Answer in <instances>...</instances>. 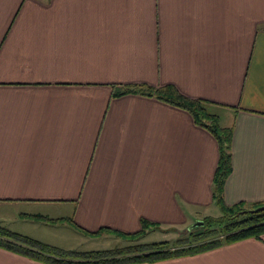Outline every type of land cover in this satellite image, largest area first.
<instances>
[{
    "label": "crops",
    "instance_id": "crops-1",
    "mask_svg": "<svg viewBox=\"0 0 264 264\" xmlns=\"http://www.w3.org/2000/svg\"><path fill=\"white\" fill-rule=\"evenodd\" d=\"M127 84L230 116L224 200L264 202V0H0V209L16 232L80 249L62 240L217 216L216 136L156 95L114 94ZM0 264L45 263L0 245ZM131 264H264V232Z\"/></svg>",
    "mask_w": 264,
    "mask_h": 264
},
{
    "label": "trees",
    "instance_id": "trees-1",
    "mask_svg": "<svg viewBox=\"0 0 264 264\" xmlns=\"http://www.w3.org/2000/svg\"><path fill=\"white\" fill-rule=\"evenodd\" d=\"M138 92L156 95L158 98L188 109L195 120L208 128L218 139L220 157L214 177V193L222 214L207 216L205 223L183 229L177 240L134 242L105 249H65L41 241L30 235L7 228L0 222V245L12 248L45 264H131L157 262L164 259L198 254L224 243L249 236H261L264 232V210L253 211L264 202H238L227 204L224 200V185L232 168L233 126H221L218 115L208 108V101L190 97L173 84L160 87L149 84H127L114 94ZM154 222L143 220L142 230L135 233L119 232L123 240L138 241Z\"/></svg>",
    "mask_w": 264,
    "mask_h": 264
},
{
    "label": "rangeland",
    "instance_id": "rangeland-1",
    "mask_svg": "<svg viewBox=\"0 0 264 264\" xmlns=\"http://www.w3.org/2000/svg\"><path fill=\"white\" fill-rule=\"evenodd\" d=\"M210 111H213L217 114L221 113L222 111L219 109H215L214 107H211ZM232 121L231 117L227 116L226 114L221 113V120L220 123L224 125L230 124ZM73 185V184H71ZM71 190L74 192L76 190H79V187H73ZM0 209V222L5 225L7 228L15 231L18 227L22 226V222L20 220L15 219L14 215L16 212V209L10 210L12 211L10 214H6V212L1 211ZM222 214L221 209H217L216 215L220 216ZM10 216V217H9ZM198 220V219H196ZM194 223V222H193ZM60 224V223H59ZM61 225L55 226L60 227ZM167 229H153L151 231H147L144 235H142L138 241H131V240H123L121 237L117 236H110L105 234L103 235H96V236H86V237H77L75 238V241L68 240L69 237L65 238L64 243H68V245H73L69 247H75L76 244L79 243L80 249H105V248H111L116 245H123V244H129L134 242H153V241H162V240H169L170 242H173L178 239L180 236V232L182 230L179 228H173V227H166ZM68 240V241H67ZM60 243V242H59ZM56 244V243H55Z\"/></svg>",
    "mask_w": 264,
    "mask_h": 264
},
{
    "label": "water",
    "instance_id": "water-1",
    "mask_svg": "<svg viewBox=\"0 0 264 264\" xmlns=\"http://www.w3.org/2000/svg\"><path fill=\"white\" fill-rule=\"evenodd\" d=\"M257 210H264V204L258 206L255 209H253V211H257ZM204 223H205L204 219H198L191 225V227L198 226V225H203Z\"/></svg>",
    "mask_w": 264,
    "mask_h": 264
}]
</instances>
